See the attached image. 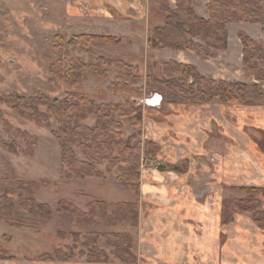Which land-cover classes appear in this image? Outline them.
<instances>
[{
    "label": "trees",
    "instance_id": "16d2710c",
    "mask_svg": "<svg viewBox=\"0 0 264 264\" xmlns=\"http://www.w3.org/2000/svg\"><path fill=\"white\" fill-rule=\"evenodd\" d=\"M165 13L164 23L154 25L149 30L148 44L152 48L189 50L204 60L214 57L218 49L228 45V25L231 22L256 23L264 25V0H209L207 4L209 18L196 13L194 0H178L176 7L170 0H151ZM264 31V28H263ZM56 48H61L64 37L58 36ZM244 48L243 64L254 71L258 81L264 80V46L244 31L239 32ZM101 41L119 44L120 38L112 35L90 33L75 34L69 45H79L89 52L91 42ZM65 71H57V76L71 86H79L86 72L98 79H105L108 71L104 65L113 66L119 72V83L127 84L131 70L137 67L123 60L97 57V63L87 64L79 57L72 56L61 62ZM258 63H261L260 66ZM120 70V71H119ZM56 70H52L55 72ZM147 86L161 91L170 103L207 105L215 100L223 104L242 106H264V88L258 83L249 84L240 80H226L202 74L192 65L176 60L162 64L161 76L150 68ZM118 91L119 84H113ZM14 108L20 109L25 117L45 127H52L51 119L57 124L52 134L61 148V177L64 179H90L104 177L106 172L116 170L119 180L128 183L137 194L140 192L141 167L146 157L154 159L159 147L153 141H138L135 135L125 139V125L139 126L144 118V109L136 101L127 99L124 103H98L79 91L69 93L64 99L50 98L45 94L30 96L11 95ZM44 108V109H43ZM94 116L95 125L87 123ZM4 147L10 148L9 145ZM171 166L177 171L186 169ZM166 167H160L165 171ZM35 182L16 179H0V219L11 226H24L21 213L10 198L18 200V208L33 214L36 218L49 220L55 213L48 203H38ZM246 197L228 196L223 201V223L228 224L237 211L250 212L264 228V210L258 198L260 189L241 187ZM112 208V209H111ZM56 213L71 214V223L87 227H116L126 222L134 226L139 224V200L120 201L115 204L93 200L82 209L68 200L57 203ZM62 238L65 233L59 231ZM74 245L56 249L53 253H44L49 261H72L78 254L85 256L91 263H136L138 254L134 249V238L127 231H88L84 236L73 233ZM105 240L110 251L99 245ZM0 258L10 259L8 252L0 245Z\"/></svg>",
    "mask_w": 264,
    "mask_h": 264
},
{
    "label": "crops",
    "instance_id": "0c3cea01",
    "mask_svg": "<svg viewBox=\"0 0 264 264\" xmlns=\"http://www.w3.org/2000/svg\"><path fill=\"white\" fill-rule=\"evenodd\" d=\"M64 1L65 21L75 27L85 24L86 30L78 32L122 37L132 51L141 52L145 46L155 61L176 60L196 66L206 76L244 81L233 67V77L224 76L219 67L223 59L243 65L240 38L236 49L230 47V24L225 55L204 60L189 50L148 44L151 0ZM177 1L170 0L171 5L176 7ZM208 2L194 0L196 12L206 19ZM152 22L162 25L163 16ZM244 30L253 36L245 24ZM158 103H147L141 129L143 140L159 149L154 159H145L141 170L136 197L140 218L131 231L138 261L119 264H264V228L254 215L237 211L223 223V201L231 195L241 197V187L259 188L264 210V106L237 107L219 100L207 105ZM185 165L182 171L169 168ZM227 189L232 190L228 195Z\"/></svg>",
    "mask_w": 264,
    "mask_h": 264
},
{
    "label": "rangeland",
    "instance_id": "374dc122",
    "mask_svg": "<svg viewBox=\"0 0 264 264\" xmlns=\"http://www.w3.org/2000/svg\"><path fill=\"white\" fill-rule=\"evenodd\" d=\"M65 8L64 0H0V179L16 178L35 182L38 186V203H48L55 211L51 219L44 221L19 209L18 200L10 198L21 213L24 226L16 228L6 220L0 219V245L11 257L0 258V264H99L88 262L85 256L78 254L82 240L78 243L79 249L72 261L45 260L44 253H53L58 248L74 245L73 233H80L82 236L88 231L131 233L134 231L133 224L126 222L116 227L73 225L71 214L56 213L57 203L65 199L85 210L86 205L93 200L115 204L120 201H136L138 195L128 183L118 179L116 170L108 173L105 167L101 168L105 172L104 177L83 180L62 178L61 148L52 134V129H57L56 122L51 119L52 127H45L25 117L20 109L14 108L10 102L11 95L45 94L50 98L64 99L69 93L79 91L98 103H124L127 99L136 101L143 106L144 113L145 108L149 107L148 100L156 94L162 96L157 106L178 104L168 102L161 91L147 86L150 68L153 67L156 75L161 76L163 63L155 61L145 46L141 52L132 51L127 43H123L122 37L117 36L121 39L119 44L91 42L92 52L82 49L79 45H69L71 37L80 34L78 31H84L86 27L82 23L75 27L74 23L66 22ZM149 12L151 27L156 25L152 21L160 15L165 19V13L155 4ZM148 22L146 19L145 28ZM244 24L251 29L252 37L264 46V25L231 22L229 35L232 50L236 49L240 30L246 32ZM58 36L64 37L60 43L61 48L55 47ZM227 47L218 49L215 56L224 54ZM72 56L79 57L87 64L97 63L99 56L123 60L137 69L131 70L129 80L124 84L119 83V72L115 67L104 65L102 68L108 71L105 79H98L86 72L79 86H71L59 78L56 72L65 71L61 62L68 61ZM258 64L262 66L261 63ZM219 67L226 77H233L229 74V69L233 67L237 78L249 84L258 83L264 88V80L258 81L254 71L244 64L240 66L236 59H223V64H219ZM239 69L241 71H238ZM114 83L119 84L120 90H114ZM143 121L139 126L125 125V139L135 135L138 141L144 143L141 130ZM87 123L95 125V117L91 116ZM6 144L10 148L4 147ZM227 190L226 195L232 191ZM237 193L241 197L248 196L247 192ZM257 196L260 200V196ZM260 203L262 205V202ZM59 231L66 234L64 238L60 236ZM99 245L110 251L105 240L100 239Z\"/></svg>",
    "mask_w": 264,
    "mask_h": 264
},
{
    "label": "water",
    "instance_id": "95a60500",
    "mask_svg": "<svg viewBox=\"0 0 264 264\" xmlns=\"http://www.w3.org/2000/svg\"><path fill=\"white\" fill-rule=\"evenodd\" d=\"M155 96H158L159 99L156 103H158L160 101V99H162V96L160 94H156ZM154 98H152L151 100H153ZM148 103H154V102H151L150 100H148Z\"/></svg>",
    "mask_w": 264,
    "mask_h": 264
},
{
    "label": "bare ground",
    "instance_id": "6f19581e",
    "mask_svg": "<svg viewBox=\"0 0 264 264\" xmlns=\"http://www.w3.org/2000/svg\"><path fill=\"white\" fill-rule=\"evenodd\" d=\"M159 97L158 96H155L153 100L150 99L151 102H154L156 103L158 101Z\"/></svg>",
    "mask_w": 264,
    "mask_h": 264
}]
</instances>
